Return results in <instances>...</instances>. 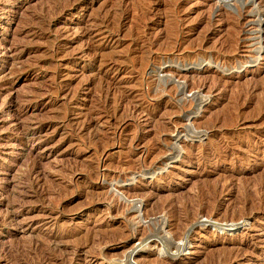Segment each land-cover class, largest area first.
<instances>
[{"label": "rangeland", "instance_id": "374dc122", "mask_svg": "<svg viewBox=\"0 0 264 264\" xmlns=\"http://www.w3.org/2000/svg\"><path fill=\"white\" fill-rule=\"evenodd\" d=\"M0 264H264V0H0Z\"/></svg>", "mask_w": 264, "mask_h": 264}, {"label": "bare ground", "instance_id": "6f19581e", "mask_svg": "<svg viewBox=\"0 0 264 264\" xmlns=\"http://www.w3.org/2000/svg\"><path fill=\"white\" fill-rule=\"evenodd\" d=\"M202 194H203V193H202ZM199 208H200V207H199ZM222 221H223V220H222ZM224 221H225V219H224ZM226 221H227V220H226ZM223 224H225V223H223ZM226 224H227V222H226ZM160 231H161V230H160ZM170 244H173V243L171 242ZM170 244H169V246H170ZM184 244H186V241H185V243H183V245H184ZM166 245H167V246L164 247V250H165V248H166V249H167V248H168V249L170 248V247H168V244H166Z\"/></svg>", "mask_w": 264, "mask_h": 264}]
</instances>
